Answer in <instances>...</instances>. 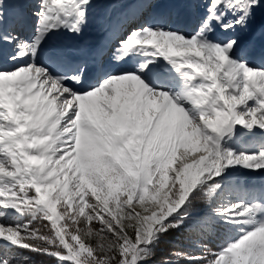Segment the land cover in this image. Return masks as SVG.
Here are the masks:
<instances>
[{
  "label": "snow or ice",
  "instance_id": "6c2138e0",
  "mask_svg": "<svg viewBox=\"0 0 264 264\" xmlns=\"http://www.w3.org/2000/svg\"><path fill=\"white\" fill-rule=\"evenodd\" d=\"M23 252L264 264V0H0V264Z\"/></svg>",
  "mask_w": 264,
  "mask_h": 264
},
{
  "label": "rangeland",
  "instance_id": "374dc122",
  "mask_svg": "<svg viewBox=\"0 0 264 264\" xmlns=\"http://www.w3.org/2000/svg\"><path fill=\"white\" fill-rule=\"evenodd\" d=\"M109 2L119 3V2H123V0H109ZM86 38H88V39L92 38L91 30L89 31V34H88V36ZM6 50H9V49H6ZM22 222H27V218H23ZM34 226L40 227L39 224H35ZM166 239H167V243L162 244L161 245V250H158V252H157L156 261H159L162 257H167L168 253H169V250L173 249L174 245L177 243L176 238L174 236L173 237H168ZM185 247H187V245H185ZM33 254L34 253H29V252L21 253V255L29 256L31 258L30 261H34L35 260V258L31 257ZM39 260H40L39 261L40 264H44V263L47 264L48 263L47 261H49V264H55V261L52 258H49V257H46V256H44V258H40ZM27 262L28 261H26L25 264ZM180 264H185V261H181Z\"/></svg>",
  "mask_w": 264,
  "mask_h": 264
},
{
  "label": "trees",
  "instance_id": "16d2710c",
  "mask_svg": "<svg viewBox=\"0 0 264 264\" xmlns=\"http://www.w3.org/2000/svg\"><path fill=\"white\" fill-rule=\"evenodd\" d=\"M32 258H35V260L34 261H28L26 264H40L39 263V259L40 258H44V256H41V255H37V254H33L32 256H31ZM48 263L47 264H49V261H47ZM44 264H46V263H44Z\"/></svg>",
  "mask_w": 264,
  "mask_h": 264
}]
</instances>
